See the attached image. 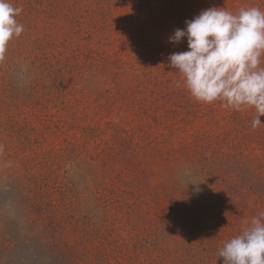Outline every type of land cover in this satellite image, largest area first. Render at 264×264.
Returning <instances> with one entry per match:
<instances>
[{"label":"rangeland","instance_id":"obj_1","mask_svg":"<svg viewBox=\"0 0 264 264\" xmlns=\"http://www.w3.org/2000/svg\"><path fill=\"white\" fill-rule=\"evenodd\" d=\"M0 264H264V0H0Z\"/></svg>","mask_w":264,"mask_h":264},{"label":"trees","instance_id":"obj_2","mask_svg":"<svg viewBox=\"0 0 264 264\" xmlns=\"http://www.w3.org/2000/svg\"><path fill=\"white\" fill-rule=\"evenodd\" d=\"M37 1H39V0H37ZM43 10V11H42ZM44 12L45 11V9H40V8H36V9H34L33 7H30L29 8V11H27V12H25L26 14V16L28 17V19L29 20H31V17H33V18H36L38 15V13H40V12ZM48 12H49V10H48ZM9 16L10 17H12L11 16V14H9ZM37 25V23H33L32 25H31V27L33 28V27H35Z\"/></svg>","mask_w":264,"mask_h":264}]
</instances>
